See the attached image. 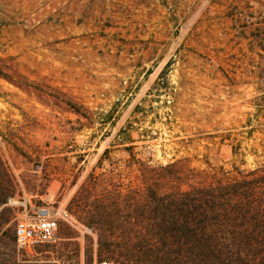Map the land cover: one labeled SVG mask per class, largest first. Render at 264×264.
Here are the masks:
<instances>
[{"label": "rangeland", "instance_id": "1", "mask_svg": "<svg viewBox=\"0 0 264 264\" xmlns=\"http://www.w3.org/2000/svg\"><path fill=\"white\" fill-rule=\"evenodd\" d=\"M138 161L264 168V0H0V264H97L73 200ZM22 199L56 214L51 243L15 246Z\"/></svg>", "mask_w": 264, "mask_h": 264}, {"label": "trees", "instance_id": "2", "mask_svg": "<svg viewBox=\"0 0 264 264\" xmlns=\"http://www.w3.org/2000/svg\"><path fill=\"white\" fill-rule=\"evenodd\" d=\"M138 162V182L125 192L103 181L96 192L88 181L73 200L77 220L95 233L97 264H264L263 167ZM13 193L0 163V206Z\"/></svg>", "mask_w": 264, "mask_h": 264}, {"label": "built area", "instance_id": "3", "mask_svg": "<svg viewBox=\"0 0 264 264\" xmlns=\"http://www.w3.org/2000/svg\"><path fill=\"white\" fill-rule=\"evenodd\" d=\"M15 213L14 244L20 250H30L51 243L58 229L57 216L45 208H32L28 200H12L8 204Z\"/></svg>", "mask_w": 264, "mask_h": 264}]
</instances>
